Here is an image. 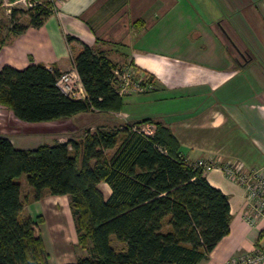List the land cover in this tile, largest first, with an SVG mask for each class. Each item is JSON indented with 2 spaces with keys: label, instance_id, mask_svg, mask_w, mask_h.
Instances as JSON below:
<instances>
[{
  "label": "crops",
  "instance_id": "0c3cea01",
  "mask_svg": "<svg viewBox=\"0 0 264 264\" xmlns=\"http://www.w3.org/2000/svg\"><path fill=\"white\" fill-rule=\"evenodd\" d=\"M0 39V67L40 62L61 72L74 67L73 57L85 43L103 50L117 66L130 62L140 75H150L152 88L122 94L120 109L102 111L97 127L151 118L170 128L188 161L215 164L204 175L228 197L229 232L197 264H231L235 256L264 242L261 225L242 217L243 188L220 168L241 164L264 169V0H62L40 26ZM79 114L66 119L77 123L85 115ZM97 187L104 198L109 195L106 182ZM28 189L33 196L32 187ZM32 196L22 214L43 217L40 224L48 227L52 252L53 244H60L56 253L82 250L68 195ZM52 196L62 200L54 202Z\"/></svg>",
  "mask_w": 264,
  "mask_h": 264
},
{
  "label": "trees",
  "instance_id": "16d2710c",
  "mask_svg": "<svg viewBox=\"0 0 264 264\" xmlns=\"http://www.w3.org/2000/svg\"><path fill=\"white\" fill-rule=\"evenodd\" d=\"M51 13L38 4L12 7L8 33L38 27ZM24 14L27 23L19 21ZM73 65L84 98L69 97L57 87L59 69L30 62L22 68L0 67V104L25 122L120 109L113 73L117 62L81 43ZM151 78L146 74L142 83L153 85ZM144 122L154 124L152 133L133 129ZM204 172L180 154L170 128L151 118L86 129L79 138L31 148L0 136V264H49L42 237L34 229L43 217L22 214L16 181L21 174L33 188L34 200L44 193L68 195L77 245L89 253L61 264H197L229 232L230 220L227 195L211 185ZM99 181L110 187L106 198ZM111 236L124 248L114 249Z\"/></svg>",
  "mask_w": 264,
  "mask_h": 264
},
{
  "label": "built area",
  "instance_id": "2783aa9c",
  "mask_svg": "<svg viewBox=\"0 0 264 264\" xmlns=\"http://www.w3.org/2000/svg\"><path fill=\"white\" fill-rule=\"evenodd\" d=\"M62 0H0V8L10 13L11 8L19 4L20 8H32L36 4L43 7L51 8L54 12L58 3ZM117 79L116 91L122 95L130 91H143L152 88V84L142 83L144 76L136 72L132 66L124 64L113 70ZM55 83L57 87L66 95L72 98H84L85 91L81 84L76 69L70 68L61 71L56 77ZM133 129L143 131L144 133H152L153 129L150 124L133 126ZM195 166L202 167L207 171L215 164L209 160L198 159L194 162ZM226 176L239 184L243 188L244 197V213L242 217L246 222L261 225L264 230V169L250 168L245 169L241 164L220 166ZM231 264H264V242L255 246L248 252L239 254L231 260Z\"/></svg>",
  "mask_w": 264,
  "mask_h": 264
},
{
  "label": "rangeland",
  "instance_id": "374dc122",
  "mask_svg": "<svg viewBox=\"0 0 264 264\" xmlns=\"http://www.w3.org/2000/svg\"><path fill=\"white\" fill-rule=\"evenodd\" d=\"M15 7L20 8L19 4H16ZM18 18L21 23H27L26 22L28 20L27 15L24 14L19 16ZM0 25H1L0 36L3 37L5 34L8 36L9 21H8V17L6 16V12L3 10V8H0ZM80 114H85V113L80 112ZM79 120L76 121L77 123H74L71 121V119H66V118L57 119V121L56 120L45 121L42 123H26L16 118L8 107H6L3 104H0V134L6 135V137L10 138L14 143L20 146L26 145L27 147L28 146L34 147L46 141L53 142L54 140H56L57 137L79 138L83 136L86 129H90L91 131H93L97 126L100 125L98 122L102 121V113L100 111H94L92 113H88L80 116ZM154 128L155 126L153 125L152 129ZM55 132L56 133L62 132V135H56L54 134ZM54 135H56V137H54ZM107 152L109 153L111 151H107ZM16 181L22 182L23 184L21 186L20 196L23 201V204H26V201H28L27 198H30L32 196V191L28 189L29 185L25 181V174H21L18 178H16ZM49 199L53 200L54 202L55 201L58 202L62 200V197L52 196ZM44 219L46 220L47 218ZM52 221H53L52 219L49 220V222L51 223ZM61 225H63L62 228L66 234L67 233L66 225L65 224H61ZM34 229L36 234L42 233L43 237L45 238L46 245L48 247L47 250L48 252L46 253H47V261L49 264H55L56 262L55 260H59L61 262L71 261L73 258L75 259L80 254L89 253L87 249L79 250L71 247L62 253H56V251H59L56 249H58V246L60 244L55 246L53 244V249L55 252H52V249L49 248V245L52 247V242L49 239L50 235L47 225L45 224L42 225L39 223L35 225ZM110 243L112 247H114V249L116 250H120L124 248V243L122 241L117 240L114 236H111Z\"/></svg>",
  "mask_w": 264,
  "mask_h": 264
}]
</instances>
